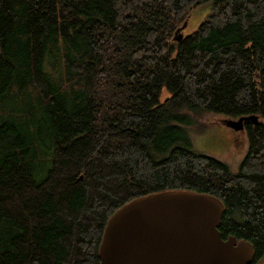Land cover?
Here are the masks:
<instances>
[{
  "label": "trees",
  "instance_id": "trees-1",
  "mask_svg": "<svg viewBox=\"0 0 264 264\" xmlns=\"http://www.w3.org/2000/svg\"><path fill=\"white\" fill-rule=\"evenodd\" d=\"M209 114L259 118L236 171L184 137ZM165 190L220 198L261 258L264 0H0V264H100L110 216Z\"/></svg>",
  "mask_w": 264,
  "mask_h": 264
},
{
  "label": "water",
  "instance_id": "water-1",
  "mask_svg": "<svg viewBox=\"0 0 264 264\" xmlns=\"http://www.w3.org/2000/svg\"><path fill=\"white\" fill-rule=\"evenodd\" d=\"M186 24V23H185ZM184 27V26H183ZM180 27L174 38L181 41ZM257 123V115L224 122L235 129ZM224 202L209 193L165 190L139 196L108 219L99 248L100 264H251L254 247L219 230ZM255 264H264V253Z\"/></svg>",
  "mask_w": 264,
  "mask_h": 264
},
{
  "label": "rangeland",
  "instance_id": "rangeland-1",
  "mask_svg": "<svg viewBox=\"0 0 264 264\" xmlns=\"http://www.w3.org/2000/svg\"><path fill=\"white\" fill-rule=\"evenodd\" d=\"M211 5V1L200 4L191 12L186 24L184 22L181 25L184 26L183 34H190L198 29L210 14ZM228 118L224 115L209 114L202 119L205 125L197 130L191 126H184V137L196 149L218 157L236 171L247 154L249 139L246 131L235 130L227 126L224 121Z\"/></svg>",
  "mask_w": 264,
  "mask_h": 264
},
{
  "label": "flooded vegetation",
  "instance_id": "flooded-vegetation-1",
  "mask_svg": "<svg viewBox=\"0 0 264 264\" xmlns=\"http://www.w3.org/2000/svg\"><path fill=\"white\" fill-rule=\"evenodd\" d=\"M227 118H228V116H227ZM248 125H249V121L245 122L244 123V129H241V130L246 131L248 133Z\"/></svg>",
  "mask_w": 264,
  "mask_h": 264
}]
</instances>
